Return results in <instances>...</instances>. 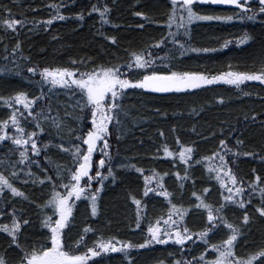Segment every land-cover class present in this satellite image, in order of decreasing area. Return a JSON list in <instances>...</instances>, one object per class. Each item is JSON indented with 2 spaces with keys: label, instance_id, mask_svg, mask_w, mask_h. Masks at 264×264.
<instances>
[{
  "label": "trees",
  "instance_id": "16d2710c",
  "mask_svg": "<svg viewBox=\"0 0 264 264\" xmlns=\"http://www.w3.org/2000/svg\"><path fill=\"white\" fill-rule=\"evenodd\" d=\"M52 2L53 0H0V15L7 17L8 13L5 11L7 8L12 10L15 18L23 16L28 19V23L18 33L6 32L0 28V37H2L0 68L9 69L0 73V97H11L19 91H24L29 97L40 96L42 89L44 95L37 101L36 107H51L52 115H56L58 111L65 124L75 129L77 133L91 124L88 113L86 111L81 113L78 107L79 93L74 94L72 89L59 85L53 87L47 82H42L38 74L27 72L28 67H68L85 71L94 64L123 65L130 60L132 51H138L161 39H164L165 43L159 48L152 49L154 56L165 58L163 61L158 60L161 70L171 64L179 71H203L208 75H219L229 71H259L261 64L264 63V15L258 16L256 20L193 21L189 36L181 39L192 48H208L215 51H187L181 56L176 51L177 46L171 43L172 38L168 36L166 20L171 9L169 0H99L101 3L106 2L111 8L109 16L111 23L103 26L99 13L88 15L91 5L98 0H75L74 3L65 0L67 6L61 11L70 18L66 21H54L51 26H46L41 21H46L54 13V9L49 7ZM55 2L59 3L60 0ZM196 10L202 14L221 15H231L239 11L210 6H198ZM80 11L85 13L83 21L75 16V13ZM137 11L146 13L149 22L143 17L135 16L134 13ZM139 24H144V28H139ZM116 25L119 27H115ZM172 31H176L175 26ZM100 32L105 35H115L118 44L113 45L111 41L100 35ZM245 33L252 39L240 43L239 40ZM17 41L21 43L22 50L18 55L16 53L9 55L5 48L10 51ZM225 41L229 42L227 47H223ZM73 60L83 63L73 64ZM129 77L132 78L131 72ZM245 93L249 94L245 95ZM122 105L124 111L120 115L121 123L118 126L109 125L111 135L108 137L116 178L113 181V178L109 177L104 181L105 187L98 199L97 216H91L90 202L85 201L83 197L80 201H76L72 223L68 229H65L70 238L68 246L72 250L77 252L84 250L83 245L76 246L74 242L86 225L96 229L95 235L89 233L86 238L89 246L100 234L104 237L115 236L123 241L131 240L133 243L143 242L146 239V223H142L140 229L134 227L136 211L130 194L136 195L137 198L141 197L144 176L151 175L153 169L161 173H169L164 178V183L168 190L174 193L175 203L183 204L185 207L198 203L196 198L191 196V192L193 190L201 192L205 187L210 188L209 193L206 194L208 202L216 205L221 202V189L211 178L207 167L209 164L218 163V160L194 164L189 169V174L195 181V188L192 186V180H187L181 195L180 181L174 173L179 171L183 175V169L187 166L179 160L178 155L165 156L163 153L165 145L176 153L181 150V145L194 146L193 160H199L219 149L220 140H226L229 147L241 153L239 156L229 153L227 157L229 165L238 178L247 182L253 180L255 174L264 177V160L259 159V156L264 154V86L257 82L246 81L236 87L225 81H219L181 93H155L143 89H128L122 98ZM14 106L26 112L22 105ZM66 111L72 115L65 116ZM10 112L11 109L0 101V119L7 118ZM77 115H83L84 120H75L74 117ZM254 115H256L255 120L252 119ZM245 116L248 117L247 120ZM21 124L26 126V130H32L28 120H21ZM44 126L46 131L40 134L37 144L39 146L41 141L52 143L41 151L39 157L32 152H29V156L38 159L40 165L48 168V174L51 175L56 164L64 168L72 166L70 152H65L57 145L63 142L65 148H70L68 143L70 139L73 143L79 141H76L75 136L67 129L57 135L55 128L48 124ZM9 131H15L11 125ZM161 131L164 133L163 136L160 134ZM237 140H242L243 144L238 145ZM83 147L85 148V145ZM8 148L14 149L10 158L13 161L18 160L19 153L15 151V146L10 141L0 144V159L5 158ZM243 152H254L256 156H244ZM45 154L49 157L48 160L44 159ZM121 163L135 164L145 171L139 173L134 168H120L118 165ZM20 166L23 167V164ZM31 169L35 173L33 179L45 174L36 164L31 165ZM54 179L58 178L54 176ZM66 179L67 173H65ZM15 183L35 203L21 197H12L5 192L4 197H0V206L10 202L9 211L14 205L18 210H23L26 218L30 220V225L25 227L21 238L27 249L35 243L45 242L44 233L47 229L41 227L42 213L37 205L48 199L50 185L32 183L31 180L27 184L21 181ZM97 186V183L93 182V187ZM143 202L147 204L148 220L163 214L169 207L164 197L153 196L152 193H149V197L144 198ZM259 204V192L253 193L252 203L247 205L250 217L247 224H244L242 219L244 209L233 205L225 210L228 220L241 229V235L236 241L238 255L246 257L264 248V217H261L254 208V205ZM0 219L3 223L9 221L7 216ZM185 223L189 229L198 233L206 226V210L192 208L185 217ZM229 234L230 230L221 225L208 233L207 238L211 243H218L226 239ZM8 243L7 234L0 233V254L6 255L9 264H15L20 257V251L9 249ZM206 247L207 245L198 239V236H193L183 249L170 241L166 245L153 244L144 249H132L130 254L134 264H158L160 261L164 264H173L176 259H191L192 256H199ZM207 258H214L213 250L210 248ZM94 259L97 264H128L122 253H111Z\"/></svg>",
  "mask_w": 264,
  "mask_h": 264
},
{
  "label": "snow or ice",
  "instance_id": "6c2138e0",
  "mask_svg": "<svg viewBox=\"0 0 264 264\" xmlns=\"http://www.w3.org/2000/svg\"><path fill=\"white\" fill-rule=\"evenodd\" d=\"M71 2L74 3L75 0H71ZM253 2L254 0H170L171 9L166 24L168 36L172 38L171 43L177 46L176 51L181 56L187 51H215V49L187 46V42L181 37L189 36L190 25L193 21L256 20L258 16L264 15V0H255L256 7H252ZM200 5L235 6L239 11L233 12L231 15L202 14L196 10ZM66 6L65 0H60L59 3L53 0L49 7L54 9V13L41 23L51 26L54 21L68 20L70 17L61 11ZM5 11L8 13L7 17L0 15V28L4 31L18 33L28 23V19L22 14V18H15L11 9L6 8ZM92 13H99L102 26L111 23L109 19L111 8L106 2L101 3L98 0L97 3H93L88 15ZM134 15L143 17L146 22H149V18L144 12L137 11ZM75 16L81 21L85 19L83 11L75 13ZM173 26L176 28L175 32L172 31ZM115 27H119V25ZM138 27L143 29L144 24H139ZM99 34L111 41L113 45L118 44L115 35H105L102 32ZM55 38L53 37V39ZM250 39L252 37L245 33L239 42L245 43ZM164 43L165 40L161 39L138 51H132L130 60L123 65L94 64L85 71L68 67L39 68L38 66H31L27 68V72L33 75L38 74L42 78V82H47L53 87L59 85L72 89L74 94L79 93L78 107L81 113L85 111L88 113L91 124L87 128H82L78 133L65 124L58 111L56 115H52L53 109L51 107H36L37 101L41 100L44 95L42 89L40 96L29 97L24 91H19L11 97H0V101H3L7 108L11 109L7 118L0 119V144L10 141L15 146V151L19 153V159L13 161L10 154L13 153L14 149L8 148L5 158L0 159V197H4L5 192H7L12 197H21L35 203L21 188L16 186L15 181L27 184L31 180L32 183L50 185L48 199L37 205L42 213L41 227L47 229V232L44 233V243H35L26 249L21 238L25 227L30 225V220L26 218L23 210H18L14 205L10 207L9 211L10 202H5L3 206H0V217L7 216L9 218L7 223H0V232L7 234L9 249L14 248L20 251V257L15 264H90V262L97 264L94 258L110 253H122L128 264H134L130 254L132 249H144L153 244L166 245L170 241L183 249L186 242L192 240L193 236H198V239L203 241L207 247L199 256H192L191 259H176L173 264H257V261L259 264H264V248H260L246 257L237 254L236 241L241 235V229L238 225L230 222L225 215L226 208L237 205L244 209L242 219L244 224H247L250 219L247 205L252 203L253 193L259 192L260 204L254 205V208L261 217H264V177L255 174L254 179L247 182L238 178L229 165L227 157L229 153L234 156H239L241 153L229 147L226 140H220L221 147L219 149L210 156L202 157L199 160H193L194 146L181 145V150L178 153L170 151L167 145L163 147L165 156L174 157L178 155L179 160L187 166L183 169V175L179 171L174 173L180 181L181 195L185 181L192 180L189 169L194 164L218 160V163L207 165L211 178L218 183L221 189L222 200L218 205L206 200V194L210 191L209 187L203 188L201 192L195 190L191 192V196L195 197L198 203L188 207L175 203L174 193L169 191L164 183V178L169 173H161L153 169L151 175L144 176V188L141 197L137 198L136 195L130 194L136 211L134 227L140 229L141 224L146 223V239L143 242L133 243L131 240L123 241L115 236L104 237L100 234L89 246L86 243V238L89 233L95 235L96 229L91 225H86L79 238L74 242L76 246L83 245L84 250L77 252L68 246L70 238L65 229H68L72 223L71 218L76 201H80L83 197L85 201L90 202L91 216H97L99 212L98 199L105 187L104 181L108 180L109 177H112L113 181L116 178L108 141V137L111 135L109 125L118 126L121 123L120 115L124 111L122 98L126 95V90L143 89L155 93H181L190 89L201 88L204 85H212L219 81H225L227 84L236 87L245 81L264 82V63L261 64L259 71H229L219 75H208L203 71H179L175 70L171 64L161 70L158 60L163 61L165 58L154 56L152 49L159 48ZM228 43L225 41L223 47H227ZM21 50L19 41L10 51L7 47L5 48L9 55L12 53L18 55ZM72 63H83V61L73 60ZM7 71L9 69L0 68V73ZM129 72L132 73V78L129 77ZM137 73H139L138 76ZM248 94L245 93V95ZM220 102H223L222 97ZM14 105H22L26 112ZM64 115L71 116L72 114L66 111ZM74 119L83 121L84 116L77 115ZM245 119L247 120L248 117L245 116ZM252 119L255 120L256 115L252 116ZM21 120H28L32 125V130H26V126L21 124ZM45 124L55 128L57 135L67 129L70 134L75 136L76 141H79V143H73L70 139L68 141L70 148H65L63 142L57 145L65 152H70L72 166L64 168L62 165L56 164L51 175L48 174V168L40 165L38 159H32L29 156V152H32L36 157H39L41 151L47 149L52 143L51 141L47 143L41 141L39 146L37 144L40 134L46 131ZM9 125L15 130L14 132L9 131ZM160 134L161 136L164 135L162 131ZM177 142L179 143V138H177ZM236 143L240 145L243 144V141L237 140ZM83 145L87 147L84 148ZM96 152L102 154L98 161L94 160V153ZM242 154L244 156H256L254 152H243ZM44 159H49L47 154H45ZM259 159L264 160V154L260 155ZM21 164L23 167L20 166ZM33 164L38 165L45 174L33 179L35 176L31 169ZM118 167L134 168L139 173L145 171L144 168L131 163H121ZM65 173H67L66 180ZM253 173H255V169H253ZM54 176L58 179H54ZM93 182H96L98 186L93 187ZM153 183L154 186H152ZM192 186L195 188L194 180H192ZM149 193H152L153 196L164 197L169 206L166 212L152 220L147 219V204L143 202L144 198L149 197ZM192 208L206 210V226L198 233L189 229L185 223V217ZM53 217L58 218L54 219ZM221 225L226 226L230 230V234L218 243H211L207 238L208 233L218 229ZM209 248L213 250L214 258H207ZM0 264H9L5 254H0ZM158 264H164V262L160 261Z\"/></svg>",
  "mask_w": 264,
  "mask_h": 264
},
{
  "label": "flooded vegetation",
  "instance_id": "af4514ba",
  "mask_svg": "<svg viewBox=\"0 0 264 264\" xmlns=\"http://www.w3.org/2000/svg\"><path fill=\"white\" fill-rule=\"evenodd\" d=\"M170 1V0H169ZM207 6V5H206ZM210 7H214V8H222V9H225V10H228V11H237L239 9L235 8V6H218V5H211ZM252 7H256V2L254 0L253 4H252ZM260 16H263V15H260ZM3 220L0 219V223H3L2 222ZM0 233H3V232H0Z\"/></svg>",
  "mask_w": 264,
  "mask_h": 264
},
{
  "label": "rangeland",
  "instance_id": "374dc122",
  "mask_svg": "<svg viewBox=\"0 0 264 264\" xmlns=\"http://www.w3.org/2000/svg\"><path fill=\"white\" fill-rule=\"evenodd\" d=\"M246 82V81H245ZM254 82H257L258 84H260V85H262V86H264V82H260V81H254ZM146 91H149V90H146ZM149 92H151V91H149ZM110 145V144H109ZM87 146L85 145V148H86ZM98 147H99V145H98ZM101 153H99V152H96V153H94V160H96V161H98L99 159H100V157H101ZM94 171H95V169H94ZM58 218V217H57ZM111 254V253H110Z\"/></svg>",
  "mask_w": 264,
  "mask_h": 264
}]
</instances>
